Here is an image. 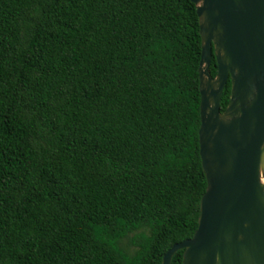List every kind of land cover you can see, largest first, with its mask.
Returning <instances> with one entry per match:
<instances>
[{"label":"trees","instance_id":"trees-1","mask_svg":"<svg viewBox=\"0 0 264 264\" xmlns=\"http://www.w3.org/2000/svg\"><path fill=\"white\" fill-rule=\"evenodd\" d=\"M201 53L190 0H0V264H163L193 238Z\"/></svg>","mask_w":264,"mask_h":264},{"label":"water","instance_id":"water-1","mask_svg":"<svg viewBox=\"0 0 264 264\" xmlns=\"http://www.w3.org/2000/svg\"><path fill=\"white\" fill-rule=\"evenodd\" d=\"M190 1L201 35L199 145L207 189L193 238L174 245L163 264L179 250L183 264H264V0Z\"/></svg>","mask_w":264,"mask_h":264}]
</instances>
